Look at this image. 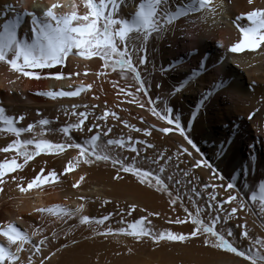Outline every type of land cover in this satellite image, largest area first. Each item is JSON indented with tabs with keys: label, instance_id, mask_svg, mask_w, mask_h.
<instances>
[{
	"label": "rangeland",
	"instance_id": "obj_1",
	"mask_svg": "<svg viewBox=\"0 0 264 264\" xmlns=\"http://www.w3.org/2000/svg\"><path fill=\"white\" fill-rule=\"evenodd\" d=\"M140 2L136 3L135 7L126 6L120 8L122 11H118L117 17H130L132 10L138 9ZM165 37L166 34L159 38H151L148 41V62L146 64L140 65L138 63V57L143 55V53L133 55V61L145 81L146 94L137 91L139 85L132 79L130 74L125 79L120 74L119 69L112 71L111 68H104L108 78L98 80L91 92L81 93L82 95L78 97L57 99H51L37 93L34 99L41 102L39 105L34 101L31 105L19 107L17 113L12 116L15 118L17 127L25 128L30 124H36L37 128L34 130L36 133L41 131L38 122L41 119H48L51 124L46 127L52 129V131H47L43 138L53 143H67L69 140L60 129L70 123L78 122V117L71 115L72 111L77 113L87 112L88 119L85 121V131H74L72 133V141L83 144L91 135L97 132L101 133L102 144L106 143L108 139H123L128 142L129 137L132 138L131 142L146 141L147 143L135 145L139 149V156L136 153H132L127 146L124 148L109 146L107 151L111 156L118 157L126 164L135 162L137 167L146 170L150 169L154 173H158V168L161 165L166 168L165 173L161 175L169 186L172 196H169L163 188L158 191L154 181L151 186L141 183L136 175L120 171L119 164L114 166L110 161L84 164L82 162L83 158H81V163L76 167L77 169L75 168L72 172L65 173L64 169L67 163L74 161L79 155V150L73 148L66 149L64 153L59 155L42 154L29 161L22 170L18 169L17 172L9 174L10 176H15L18 173V176L22 179L21 184L24 187H27V184L40 173L41 168L45 170V175L49 171L55 170L59 176V180L54 184L46 183L44 186L56 185L68 190L73 188V185L77 182L83 188L92 183L107 187L105 197L101 196L98 202L93 204L92 218L110 216V219L100 226L95 224L91 226L82 225L81 223L73 224L70 221L64 222V227L61 231H58L53 239L46 242L49 253H61L59 261L55 264H250V262L242 257H237L235 254L206 246L203 243V237H189L184 242L167 240L155 242L151 237H145L138 241L126 235L102 236L98 234V232L105 231L107 228L118 229L127 227L128 224L147 217L146 227L151 228L156 233L171 231L176 234L187 235L193 231L194 226L191 224L188 213L185 212L186 208L193 215L196 214V210L199 208L201 218L206 223H210L212 217L220 216L221 221L216 226L217 230L226 234V229H231L233 236L227 237L226 235V238L230 239L234 246H238L245 252H248L249 249L255 252L256 249L260 248V245L254 244V241L258 239L264 240V213L259 211V199L255 203L250 200V196L253 193L259 198L260 186H255L257 188L251 186L252 188H248L245 193L240 194L241 196L239 195L236 201L231 204L224 203L223 208H219L218 205L221 202L227 201L229 195H237V192L235 193L233 189H227L226 180H219L214 175L207 177L205 173L207 168L203 163L201 167H195L194 163L197 160L194 157L192 148L178 131L174 130L168 134L159 131L163 127L174 128V125H168L166 121L152 114V105L148 103L149 97L154 103L159 98L161 102L157 103L156 107L162 112L165 104L172 107L175 111L172 113L173 118H179L181 124L187 126V123L182 120L183 118L179 115L178 109L173 104V96L176 94L174 89L182 87L184 82L175 86L166 79L161 78L159 74L163 70L162 44L163 40L166 39ZM136 43L139 46V42L137 41ZM180 52L183 54L187 53L182 47ZM95 58L99 59L100 63L102 62L101 64H103L99 57ZM75 65L76 67L67 66L66 69L64 68L65 70L61 71L65 74V78L91 77L89 68L82 60L76 61ZM57 66L54 68H58ZM95 71L98 73L97 69ZM74 73H79V75H74ZM85 73L88 74L86 75ZM97 73L96 76L99 75ZM114 84L116 85L115 87ZM121 89H124V91L122 92ZM50 90L54 91L53 88H50ZM128 91L133 92L134 95L127 96L126 93ZM136 101L143 103L144 107H140ZM23 102L27 101L23 100ZM73 105L77 107L73 109ZM105 111L110 114L114 112L120 119L109 115L103 121L98 120L97 117L103 115ZM21 116L24 117L23 121L19 119ZM125 121L127 124H125ZM92 124H98L100 127L93 129L89 133L87 128L91 127ZM4 127L5 125L0 122V129ZM108 128H111L112 131L105 136L103 133ZM134 128H139L141 131L136 132L133 130ZM187 129L185 128L186 134L188 133ZM145 130H150L151 135L146 136ZM188 136L190 137L189 133ZM31 138H33L32 133H23L21 136V139ZM15 139L16 137L13 134L7 131H0V149L7 147ZM148 144H152L154 147L149 148ZM184 148L192 152V156L183 154ZM31 149L32 146H29V150ZM159 155L171 157V160L165 159L160 161L159 164H152L151 161L153 159L158 160ZM178 156L179 159H177ZM14 157L18 163H23V157L19 156L15 151L8 153L0 151V162L5 159L11 160ZM199 160L203 161L204 159ZM185 172H188L189 175L185 176ZM117 175L121 178L116 179ZM169 175L173 177L172 180L167 179ZM81 176H85L83 181H80ZM8 177H5V184ZM11 181L12 179L7 184H20V182L17 183V179L12 181V183ZM5 184L0 185V187L3 188ZM221 184L223 187H218ZM205 185H208V187H205ZM5 192L6 189L3 188V191L0 192V199L6 197ZM212 196H216V199L212 200ZM241 199L245 200L242 208L240 207ZM172 200H176V203L173 204ZM132 205L136 206V211L129 215ZM232 207H237L238 211L235 216L229 219ZM177 219L187 220V222L175 223ZM244 231L249 233L250 238L241 235ZM43 264L52 263L49 259H45Z\"/></svg>",
	"mask_w": 264,
	"mask_h": 264
},
{
	"label": "bare ground",
	"instance_id": "obj_2",
	"mask_svg": "<svg viewBox=\"0 0 264 264\" xmlns=\"http://www.w3.org/2000/svg\"><path fill=\"white\" fill-rule=\"evenodd\" d=\"M140 1L127 0L120 8L135 7ZM53 3L62 5L55 10L58 14L75 10L82 15L87 11L84 0H0V32L5 22L15 21L19 16L18 37L31 41V17L27 14L42 16ZM172 3L174 8L187 9L191 0H172ZM213 3H222L215 14L207 10L190 13L188 17L177 20L166 33L162 44L163 70L159 74L175 86L182 82L187 85L172 96L174 106L187 123L185 128H188L190 138L200 148V153L192 149L196 160L204 159L210 163L224 176L226 185L234 183L237 186L234 192L239 191L242 195L248 188L264 184V45L256 51L246 50L242 53H232L229 49L242 39L237 25L250 26L246 14L264 9V0H252L251 3L249 0H213ZM136 10L133 9L131 15ZM181 47L187 53H181ZM81 60L89 68L91 77L55 79L57 71L61 72L67 66L76 67V61ZM101 63L97 58L88 61L70 56L58 68L34 70L41 77L36 80L23 77L6 63L0 62V107L5 109L7 116L12 117L19 107L36 101L37 93L51 91L50 88L54 91H71L81 84H91L93 88L98 80L108 78ZM220 81H223L222 87ZM91 89L82 94L91 92ZM204 97L207 99L201 105ZM36 103L39 105L41 102ZM254 112L256 114L249 119ZM205 173L207 177L213 176L212 169H205ZM13 177L17 178V183H22L18 173ZM10 180L8 177L3 187L6 197L0 199V228H6L10 223L28 233L39 228L41 234L33 237V243L38 246L39 240L45 236L48 240L53 239V233L61 231L65 221L50 214L38 213L36 208L62 205L76 209L83 205L82 215L92 217L93 204L101 196L105 197L107 192L106 186L92 183L84 188L79 184V187L68 190L56 185H43L22 193L18 185L7 184ZM66 221L80 223L79 217ZM0 243L7 246V238L0 236ZM30 247L25 245L26 249ZM40 247L39 254H33L34 250L22 252L23 264H28V257L32 258L33 264H40L45 259L52 264L59 261L60 252H55V255L49 253L46 243Z\"/></svg>",
	"mask_w": 264,
	"mask_h": 264
},
{
	"label": "snow or ice",
	"instance_id": "obj_3",
	"mask_svg": "<svg viewBox=\"0 0 264 264\" xmlns=\"http://www.w3.org/2000/svg\"><path fill=\"white\" fill-rule=\"evenodd\" d=\"M127 0H84V7L87 11L84 14H79L73 10L70 13L58 14L55 10L62 7L58 3H53L42 16H38L35 13H28L31 17L30 30L33 33L31 41L28 39H21L18 37V28L20 27L19 16L15 21H7L3 24V31L0 32V62H4L10 66V68L20 73L23 77H29L32 79L39 80L41 77L34 70L39 69H52L57 65H63L70 56H78L84 60H92L95 57H99L103 61V67L105 69L111 68L112 71L120 70V74L127 79L130 74L132 79L139 85L137 91L147 93L145 87V81L141 76V72L133 61V55L143 53L139 55L138 63L144 65L148 62L147 58V44L151 38H159L164 36L174 23L181 19L188 17L190 13H200L207 10L210 13L215 14L217 8L222 7L221 4H214L213 0H191V4L185 9L184 7L173 6L172 0H141L138 4V9L128 18H118L117 14L122 4H125ZM252 0H249L251 3ZM246 18L250 21V26L239 27L242 39L233 44L229 49L232 53H242L246 50L256 51L262 45H264V9H257L250 11L246 14ZM139 42L137 46L136 42ZM11 55V58H10ZM79 75V73H74ZM103 75V73H101ZM56 80L65 79L63 72L57 71L55 73ZM191 83V82H189ZM221 87L223 81H220ZM116 85L114 84V87ZM176 87L175 93L182 91L183 87ZM92 85L87 86L81 84L75 90L65 91H46L38 93V95H44L51 99L64 98V97H78L82 92L90 90ZM123 92L124 89H121ZM127 96H133L134 93L128 91ZM207 97L201 100V105ZM140 107H144L143 103L136 101ZM161 101L159 98L154 103L151 97L148 98V103L152 105L151 112L154 116L159 119L166 121L168 125H174L173 127H163L159 131L168 134L174 130L178 131L181 136L185 138L187 144L191 146L195 152L200 153V148L197 144L186 134L185 126H183L179 118H173V108L165 104V108L162 111L156 107L157 103ZM77 106L73 105V109ZM85 107H87L85 105ZM258 111V110H257ZM256 113H252L249 119H252ZM71 115L78 117V122L70 123L67 126L60 129V131L68 138L67 143H53L52 141L43 138L47 131L52 129L46 127L51 124L48 119H41L38 124L41 128L39 133L34 130L37 128L36 124H30L25 128L17 127L15 124V118L5 115V109L0 107V122L5 127L0 131H7L13 134L16 139L10 143L7 147L0 149L4 153L15 151L19 156L23 157V163H18L14 157L11 160L5 159L0 162V185L5 183V177L9 176L10 179L16 180V177L10 176L9 174L22 170L31 160L42 154L59 155L64 153L66 149L73 148L79 150V155L74 161H69L65 173L72 172L82 162L84 164H93L96 162H111L112 165L119 164L120 171L125 173H132L136 175L141 183H146L151 186L153 181L159 191L161 188L172 196V192L169 190V186L165 183L162 178L165 173V166L161 165L158 168V173H154L152 170L137 167L135 162L125 163L118 157L111 156L107 148L109 146H115L117 148H127L139 156V149L135 146L136 144H144L146 141H135L131 142L132 138H128V142L123 139H108L106 143H101V133L97 132L91 135L85 143H76L72 141V133L74 131L84 132L85 121L88 119L87 112L72 111ZM109 115H112L116 119H120L116 114L105 111L103 115L97 117L98 120H105ZM23 121L24 117H19ZM125 124L127 122L125 121ZM100 125L92 124L91 127L87 128L89 133L93 129L99 128ZM136 132H140L141 129L134 128ZM112 129L108 128L103 134L106 136L111 133ZM23 133H32L33 138L21 139ZM145 135L150 136L151 131L145 130ZM29 146L32 149L29 150ZM149 148L154 147L152 144H148ZM183 154L192 156V152H189L187 148L183 149ZM165 159L171 160V157H165L160 155L159 159H153L152 164H159L160 161ZM179 159V156L177 157ZM209 169H212L213 175L219 180H224V176L220 174L217 169L208 163L206 160L195 161V167H201V164ZM185 176L189 173L185 172ZM116 179L121 177L117 175ZM168 180H172L173 177L169 175ZM59 180V176L55 170H51L45 175V170L41 168L35 178H33L27 187L23 184H18L19 190L22 193H27L33 188H41L44 184H54ZM84 177H80V181H83ZM73 187H79V183L73 185ZM208 187V185H205ZM218 187H223L219 185ZM237 186L234 183H228L227 189H235ZM3 188L0 187V192ZM240 195L239 191L237 195H229L227 201L221 202L218 205L219 208H223L224 203L231 204L237 200ZM178 199V197H177ZM212 200L216 199V196L211 197ZM259 199V211L264 213V184H260V195L259 198L255 193L251 194L250 200L252 203L257 202ZM175 204L176 200H172ZM245 204V200H240V207L242 208ZM83 205H80L76 209H70L62 205H53L51 207H40L36 208L35 211L41 214H50L60 220L66 222L67 219L73 217H79V222L82 225H104L106 221L110 219V216H104L102 218H92L88 215H82ZM136 211V206L132 205L129 211V215ZM237 207H232L229 213V219L237 214ZM191 224L194 229L191 233L176 234L171 231L169 232H154L151 228L146 227L147 217L141 218L135 222L127 225V227H121L118 229L107 228L105 231L98 232L102 236L111 235H126L136 240H142L145 237H151L155 242L160 241H179L184 242L193 238L203 237V243L213 249L223 250L226 253L235 254L237 257H242L250 264H264V240H255L254 244H259L260 248L253 252L249 249L248 252L241 250L238 246H234L230 239L233 232L231 229H226V234L217 230V225L221 221L220 216H214L211 218L210 223H206L200 215V209L197 208L196 214L188 212ZM187 220L177 219L175 223H185ZM41 229L37 228L33 232L28 233L21 231L19 227L14 224H8L6 228H0V236L7 238V246L0 243V264H23L21 260V253L25 251H33V254L41 253V247L48 242V237L45 236L39 240V245L33 243V237L39 236ZM56 233H53L55 237ZM243 237L250 238L249 233L244 231L241 233ZM25 245H31L30 248L26 249ZM12 246H15L14 248ZM55 255V253H53ZM28 264H33L32 258L28 257ZM43 264V261H40Z\"/></svg>",
	"mask_w": 264,
	"mask_h": 264
}]
</instances>
